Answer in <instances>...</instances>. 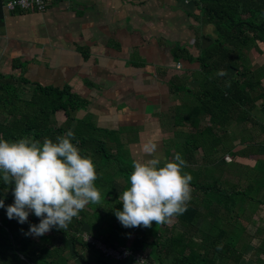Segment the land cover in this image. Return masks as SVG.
<instances>
[{"label":"trees","instance_id":"1","mask_svg":"<svg viewBox=\"0 0 264 264\" xmlns=\"http://www.w3.org/2000/svg\"><path fill=\"white\" fill-rule=\"evenodd\" d=\"M196 6L199 14L194 21L201 26L196 37L198 54L193 57L186 45H176L171 50V56L175 63L180 59L196 62L199 70L185 78L173 75L167 81L172 94L192 97L191 103L184 105L185 114L176 116L174 122L175 129L186 134L183 157L187 164L185 172L190 175L192 173L187 167L193 163V153L200 149L204 156L208 155L212 147L227 136L225 128L228 124L243 130V122L253 121L264 135V63H257L254 69L245 64L251 61L253 51L264 55V0H196ZM202 40L203 43H200ZM219 70L226 71L227 75L218 76ZM188 79L194 87L187 83ZM27 83L21 77L16 79L11 75H0V138L16 141L27 137L39 140L41 144L47 138L56 142V137L65 135L69 124L76 121L72 143L82 156L93 161L97 173L94 184L102 199L99 204L87 205L92 209L88 223L81 210L66 229L53 227L43 236L34 237L25 233L29 225L38 224L40 218L30 212L23 224L18 223L16 218L9 219L6 207L14 202V185H5L0 178V199L5 205L0 208V264H76L72 259L82 260L84 264L134 263L130 258L113 262L105 257L99 249L83 240L84 226L88 235L107 247L116 250L124 247L146 256L145 264H240L246 246L252 240L259 243L256 261L264 264V227L258 226L250 234L239 224L240 217H235L234 222L229 216L234 212L233 207L240 203L225 198L244 195L236 189L239 186L236 184L229 190L233 192L226 195L216 183L196 182L192 178L191 189H197L204 200L197 203L189 200L186 211L173 217L172 223L153 222L148 228L122 226L114 212L122 209L118 198L129 186L130 173L112 153L106 155L103 140L97 137V129H84L87 121L78 125L81 120L71 115L72 111L85 108L86 102L79 100L68 88L59 90L39 84L34 85L29 100H22L17 94L19 85ZM256 108L261 117L256 115ZM57 111H62L66 117L65 123L58 127L53 123ZM238 145L241 148H236L230 162L239 158L251 160L259 146H264V137L257 140L249 136L241 139ZM122 149L123 155L129 157L128 152ZM112 161L120 167V171L110 174L107 167ZM207 165L205 161L203 166ZM253 167L260 168L264 173V160ZM112 177L124 181L119 192L114 188ZM252 177L245 189L262 195L257 202L263 206L264 186L252 184L256 178ZM213 199L217 200V210L212 209ZM242 216L248 222L255 214ZM94 222L109 231L101 236L92 227Z\"/></svg>","mask_w":264,"mask_h":264},{"label":"crops","instance_id":"2","mask_svg":"<svg viewBox=\"0 0 264 264\" xmlns=\"http://www.w3.org/2000/svg\"><path fill=\"white\" fill-rule=\"evenodd\" d=\"M198 14L196 0H57L42 13L10 12L0 2V75L28 81L19 85L17 94L22 100L31 98L35 84L68 88L86 102L85 108L72 111L71 115L81 120L78 125L86 120L84 129H97L99 139L124 143L132 161L150 158L141 151L148 140L158 141L157 152L163 157L182 156L186 135L175 129L174 122L176 116L185 114L184 105L190 104L192 97L172 94L167 81L173 75L185 78L199 70L198 63L185 59L175 63L171 56L176 45H186L193 57L198 54L196 37L201 26L194 21ZM256 111L261 117L258 108ZM159 113L166 114L165 121H160ZM65 121L64 113L57 111L54 125ZM76 125L72 121L68 130L73 131ZM120 130L124 139L115 137ZM198 153L187 170L195 174L205 169L209 181V168L213 170L215 165H200ZM115 164L107 167L110 173L120 171ZM227 175L222 178L227 180ZM117 178L112 180L119 192L122 180ZM190 200L197 203L204 198L200 194ZM216 202L213 199V210H217ZM258 244L255 252L246 253L253 261L242 258L240 264H256Z\"/></svg>","mask_w":264,"mask_h":264},{"label":"clouds","instance_id":"3","mask_svg":"<svg viewBox=\"0 0 264 264\" xmlns=\"http://www.w3.org/2000/svg\"><path fill=\"white\" fill-rule=\"evenodd\" d=\"M218 76L227 75L219 70ZM74 133L45 138L7 141L0 138V178L13 184L14 202L6 207L9 219L27 222L29 213L40 221L29 225L25 235L43 236L53 227L66 229L89 203L99 204L101 193L94 184L95 165L72 143ZM78 143V142H77ZM157 142L148 140L141 151L148 159L132 162L129 186L119 195L121 210L114 215L125 228L165 224L186 211L191 199L192 176L184 172L186 161L180 153L168 159L157 152ZM5 207L0 199V208Z\"/></svg>","mask_w":264,"mask_h":264},{"label":"rangeland","instance_id":"4","mask_svg":"<svg viewBox=\"0 0 264 264\" xmlns=\"http://www.w3.org/2000/svg\"><path fill=\"white\" fill-rule=\"evenodd\" d=\"M263 56L264 55H260V54L255 53L253 51L251 56H250V59H251L250 62L251 63L249 61H247V62H245V64L247 66H251V68L254 69L257 66V63H259V64L260 63H264V57ZM186 101H188V97H187ZM182 110L184 111V108H182ZM181 115H183V113ZM5 118L9 119L8 117H5ZM166 118H167L166 114H163V113L160 114V121L161 122H163L162 120L165 121ZM242 124H243V126H242L243 130H240L235 125H231V123L228 124V127L225 128L227 130L225 135H227V136L224 137V139H221L219 141V143L214 145L212 147V150L209 152L208 155L204 156V154L202 152L201 153L199 152L201 154V155H199L198 151H200V150H197L198 161H199L200 165H204L205 161L209 165H213V166L215 165L213 170L209 168V170L212 171L210 173L209 181L207 179H205V176H204V174H206L205 173L206 172L205 169H199V171L201 172V173L199 172L200 174L199 173H195V174L192 173L191 176L193 178V181H196V182L200 181V182H204V183H211L212 185L214 183H216V186L221 187L222 191L224 193H226V195H229V194H231L233 192L232 191L230 193V191H229L230 188L235 187L236 185H239V186L236 187V189H239V191L244 192V195H238L237 197H234V196L231 197L229 195L230 198H228V197L225 198L226 200H230L231 202L237 201V202L240 203V205L233 207L234 208L233 210H234L235 213L234 212H232V213L228 212V213L230 214L229 216L232 218V221L234 220V222L236 221L235 217H240L241 219L238 220L239 224L241 226L242 225L246 226L247 227L246 230L250 234H252V233H254L255 229L258 226H261V227L264 226V205L261 206L260 203L257 202V199H259V198L261 199L262 195H260V194L255 195L254 193H251V191L249 189H245V185L247 183H250L249 179L252 176H253L252 178H254V177H256V174H261V175H257V177L252 181V184H254V185L258 186V187H260V186L263 187L264 186V173L261 171L260 168L257 169L256 167H253V165L255 163L258 164L261 160H264V146H259L257 153L255 155H253V157H251V160H250V158L241 159V160L239 158L238 160H234L233 159L232 162L226 163V161L223 158L225 153H230L231 155H233L234 151H236V148L240 147L238 145V142L241 139H246V137L250 136V137H253V138L257 139V140H260L262 137H264V135H262L260 133L257 125L254 124L253 121L252 122H249V121L243 122ZM252 124H254V125H252ZM162 126H163V123H162ZM166 128L168 129V128H170V126H167ZM228 130H230L231 132H229ZM177 135H179L181 137H184L183 136L184 134L183 135L177 134ZM115 137L118 138V139H124L125 138V134L120 130V132ZM130 139H132V138L130 137ZM105 140H107V141H105ZM105 140H103V144H104V147L106 148V152H105L106 155L109 156L110 153H112L113 157L118 162H120V164L123 167L126 168L127 173H131V171H132V162L133 161H132V159L130 157H126V156L123 155L124 152H123L121 144H124V143L116 142V144H115L114 143L115 140L113 138H111V141H108L109 138H105ZM156 142H158V141H156ZM112 143H114V145H112ZM157 145H158V143H157ZM159 145H160V143H159ZM167 149H168V147L165 148V151ZM157 150H158V148H157ZM230 154H229V156L231 157ZM172 158H170V159H172ZM182 158L184 159L183 155H182ZM102 159H103V157H102ZM137 159H146V158H135V160H137ZM113 163H115V162H113ZM185 170L186 169L184 168L183 171L185 172ZM227 173H228L227 178H226L227 180H224L222 178V175H225ZM262 179H263V181H262ZM120 182H121V184L124 183V181H120ZM263 190H264V188H263ZM263 192L264 191H262V193ZM263 195H264V193H263ZM199 196H200L199 191H197V189L196 190L192 189L191 199L199 197ZM263 200H264V196H263ZM246 205H247V207H245ZM228 206H227V208H228ZM230 209H232V208H230ZM82 211H84V214H85L84 215V219L88 223L90 221V219H91L90 218V213H92V209L87 207V205H86L85 208ZM224 212H225V209H224ZM252 214L253 215L254 214L257 215V219L254 218V219H251L248 222L245 221V220H242L243 216L241 217V215H244L245 217L246 216L250 217ZM92 218H95V215L92 214ZM172 222H173V218L170 220V222H168V224H170ZM92 227L101 236L104 235L106 231H109L108 229H104V228L100 227L98 225V222H94ZM87 230H88L87 227L84 226L83 227L84 234L82 235L83 240L84 239L85 240L91 239L93 241L91 236L86 233ZM97 242L101 243V241H95L94 240L95 244ZM257 244L258 243H256L253 240L252 243L250 244V246H252V247L249 249L251 251L248 250L246 253H248V252L251 253L253 251L255 252ZM122 248H124V247H122ZM246 253H245V257L243 258L244 261H246L245 259L249 258L248 255H250V254H246ZM72 260L76 264H84L82 262V260L81 261L80 260H76V259H72ZM250 260L253 261V259H250ZM73 262H71V263H73ZM145 263H146V260H145L144 263L139 262V263H135V264H145ZM256 264H259V262L256 261Z\"/></svg>","mask_w":264,"mask_h":264},{"label":"built area","instance_id":"5","mask_svg":"<svg viewBox=\"0 0 264 264\" xmlns=\"http://www.w3.org/2000/svg\"><path fill=\"white\" fill-rule=\"evenodd\" d=\"M55 1L57 0H0L2 6L7 11L37 12V13L44 12ZM179 66H180L179 64L176 65L177 68H179ZM224 160L227 162H230L231 157L224 156ZM85 241L92 244L95 248L99 249L101 253L104 254L105 257L109 258L113 262H117V261L125 260V259L127 260L129 258L135 263H139V262L144 263L146 260V256L139 254V253H133L131 250H128L126 248H120L116 250V249L107 247L106 245L100 242H97L95 244L94 239L93 241L91 239H87ZM95 241H98V240H95Z\"/></svg>","mask_w":264,"mask_h":264}]
</instances>
